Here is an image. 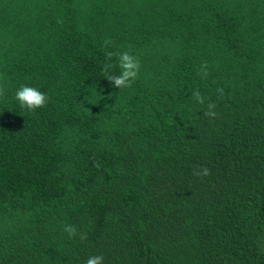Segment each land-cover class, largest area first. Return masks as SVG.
I'll list each match as a JSON object with an SVG mask.
<instances>
[{"label":"trees","instance_id":"trees-1","mask_svg":"<svg viewBox=\"0 0 264 264\" xmlns=\"http://www.w3.org/2000/svg\"><path fill=\"white\" fill-rule=\"evenodd\" d=\"M0 74V264H264V0H0Z\"/></svg>","mask_w":264,"mask_h":264},{"label":"clouds","instance_id":"clouds-1","mask_svg":"<svg viewBox=\"0 0 264 264\" xmlns=\"http://www.w3.org/2000/svg\"><path fill=\"white\" fill-rule=\"evenodd\" d=\"M105 46L111 44V40H106ZM107 63L104 65L103 74L106 80L114 87L119 90L129 89L135 83L140 75L141 62L139 57L133 55L130 51H117V52H106ZM113 57H115L116 63H111ZM119 69L118 73L115 69ZM207 76V72L204 73ZM4 77L0 74V98L6 97V87L2 83ZM220 91V90H218ZM195 100L203 104L205 102L203 95L196 90L193 93ZM15 99L19 104L21 109L27 110L29 112H35L38 109H43L47 107L50 98L39 89L30 87L27 85H21L15 93ZM216 107L215 104L209 103L208 109L204 113L206 117H215L217 113L213 111ZM203 174H209V170L205 168ZM64 231H66L70 238L77 236V229L75 226H66ZM80 240L86 239L85 234H79ZM104 257L102 255L90 256L85 264H103Z\"/></svg>","mask_w":264,"mask_h":264}]
</instances>
